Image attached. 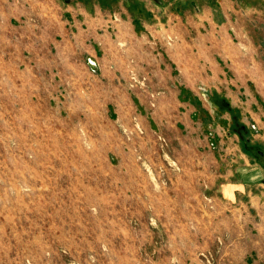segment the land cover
Here are the masks:
<instances>
[{
  "label": "rangeland",
  "instance_id": "1",
  "mask_svg": "<svg viewBox=\"0 0 264 264\" xmlns=\"http://www.w3.org/2000/svg\"><path fill=\"white\" fill-rule=\"evenodd\" d=\"M119 1L0 0V264H263L258 202L220 188L264 180V129L225 92L249 95L190 68L194 32ZM171 1L156 15L229 11ZM225 1L262 107L264 0Z\"/></svg>",
  "mask_w": 264,
  "mask_h": 264
},
{
  "label": "crops",
  "instance_id": "2",
  "mask_svg": "<svg viewBox=\"0 0 264 264\" xmlns=\"http://www.w3.org/2000/svg\"><path fill=\"white\" fill-rule=\"evenodd\" d=\"M178 1L171 0H120L119 7L122 9L128 8H138L139 10L152 15L151 20H142L138 21L142 23L143 26L152 28L153 22L157 27L164 29L165 25H170L171 23L175 25H183V28H179L183 32H175L174 35L178 36L181 40V37H188L195 33L196 42L193 43V46L196 47V56L197 59L194 63L191 64L190 68L193 69L196 73H202L210 70L211 76L207 79L208 83L212 84L215 87L221 86L222 88H234L239 87L244 89V94H248V97L241 98L238 95V92H225V95L230 101L231 106L235 109H241L243 114V122L250 121L252 126L255 129H264V99H262V107L259 105L258 101L255 98H250V92L246 90L251 87V82L253 79L251 76L247 75L252 71L250 63H248L247 54L243 51L245 45L243 43H236L234 37L230 33V27L233 26V21L231 20L230 12L235 7L233 2L229 3L228 1L222 0L219 2V6L222 8L228 7L224 15V19L214 16L212 10L203 9L205 14H202L201 10H197L194 15H181V16H166L156 15V12L160 9H168L174 6ZM192 3V2H191ZM232 5V7L230 6ZM192 5V4H191ZM196 5V4H193ZM216 11V9H215ZM218 13V11H216ZM217 15V14H216ZM218 16V15H217ZM237 20V19H236ZM153 21V22H152ZM194 24L195 31L190 29L187 25ZM184 29V30H183ZM206 29L204 32L203 30ZM158 32H161L158 30ZM163 34V32L161 33ZM167 34V33H165ZM173 35V34H172ZM182 55L185 56L186 62L193 53V50L188 47L183 48V44H180ZM222 61V64L220 63ZM207 63H211L212 66H208ZM224 65V67H222ZM227 67V69H225ZM184 70V69H182ZM190 71H187L183 77V84L188 87H198L201 86L198 80L192 77L191 74H187ZM232 73L230 75H227ZM204 78V75H202ZM252 80V81H251ZM259 88L261 87L262 82L255 81ZM204 84V83H203ZM262 93V91H260ZM236 93V94H235ZM264 95V93H262ZM259 131V136L260 135ZM264 138V132L262 135ZM248 174L245 175L244 180H230L221 184V193L228 201H236L237 195L242 194L244 198H249L250 205L253 206V203L259 204V210L264 213V192L258 194L256 192V186L259 185L264 187V180L259 182L258 174L255 169H249ZM264 264V261L262 262Z\"/></svg>",
  "mask_w": 264,
  "mask_h": 264
},
{
  "label": "water",
  "instance_id": "3",
  "mask_svg": "<svg viewBox=\"0 0 264 264\" xmlns=\"http://www.w3.org/2000/svg\"><path fill=\"white\" fill-rule=\"evenodd\" d=\"M93 69H95L94 65H93Z\"/></svg>",
  "mask_w": 264,
  "mask_h": 264
}]
</instances>
